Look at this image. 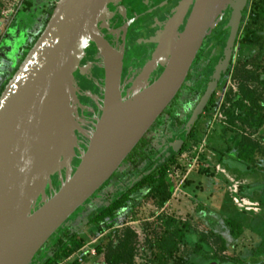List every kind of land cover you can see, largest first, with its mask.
I'll return each mask as SVG.
<instances>
[{
	"label": "water",
	"instance_id": "water-1",
	"mask_svg": "<svg viewBox=\"0 0 264 264\" xmlns=\"http://www.w3.org/2000/svg\"><path fill=\"white\" fill-rule=\"evenodd\" d=\"M244 1L181 0L157 37V42L161 37L164 41L153 59L168 57L163 70L129 96L121 95V61L113 66L110 85L115 97L103 103L73 172L77 125L70 100L71 77L81 66L88 42L112 51L97 30L116 0L55 2L43 30L0 94V264H29L53 233L110 178L180 89L204 36L229 4L231 46ZM190 4L182 31L169 45L170 37H164L175 34ZM36 113L43 123L37 121ZM30 147L34 157L23 165L20 159ZM63 169L66 174L59 189L45 196L37 209L33 202L31 213L21 216L32 178L38 175L50 181Z\"/></svg>",
	"mask_w": 264,
	"mask_h": 264
},
{
	"label": "rangeland",
	"instance_id": "rangeland-1",
	"mask_svg": "<svg viewBox=\"0 0 264 264\" xmlns=\"http://www.w3.org/2000/svg\"><path fill=\"white\" fill-rule=\"evenodd\" d=\"M35 1L36 0H32L33 5H35ZM19 3V0H0V55L2 56V54H4L2 58H6L10 61L7 68L8 72H11L18 63L19 59L17 55L19 48L26 43L30 34L38 30L41 24V21L36 18L38 15L37 11L35 14L30 10L24 11L19 9L16 13L14 12V14L2 13V10H8L10 12L9 9H13V11H15V8H17ZM124 4L125 3H120L117 10L124 17L127 16L126 18L128 19L129 15H133V13H130ZM251 9H254V13H256V17L253 19H249V17L247 18ZM243 10L244 15L241 27H243V29L250 27L251 29H254V31L259 28V30H262L261 32L258 31L259 34H264V0H246ZM231 13L232 6L229 4L220 14L216 24H214L207 33L208 36L205 38L202 51L194 62V65L191 67L194 75L190 83H193L194 93L189 94V101L186 102L183 111L179 114L180 118L186 122L190 120L193 115L197 97H200L198 95L199 92L214 87L215 96L213 105L205 111L197 123V136L195 140L197 143H193L195 147L192 151H189L191 147L188 146L182 154V168H180L181 177H183L184 173V175H187L184 181L180 182V191L174 194L172 193L171 197L169 195L168 199L164 202L161 201L159 194H149L145 199H142L139 202L133 211L109 219V227L103 225L102 228L95 231L94 226L87 225V215L92 209L101 204H105L108 201L104 196L106 191H110L109 193L112 194L111 197H113L119 193L118 191H123L127 187L125 183H121L117 186L114 185L115 179L122 177L124 172L128 169L124 164L121 165L114 176L103 186V190H100L91 196L82 207H79V209L60 226L58 233L68 228L84 239V244L81 247L73 248V251L71 252L72 257L68 262L82 255L81 264H107L104 258L106 245L110 241L115 244L119 232L128 226L135 233V252L132 264H158L160 259L164 261V264H177L170 259H165V256H163L156 247V239L161 231V229H159V220L161 222L164 220L165 223H168L169 219H173L175 222L169 224L168 227L174 226L178 221H185L189 224V232L183 238L181 247L178 251V254L186 261L185 263L180 264L196 263L197 261H200L199 256H194L192 259L186 257V255L192 252L194 239L201 240L205 238V222L203 220L205 219L204 210L205 207H207L206 204L210 205L211 208H219L220 205L231 204V209H237L236 206L233 205L235 197L233 184L234 181H238L239 178H236L234 173H229L226 169L222 171L223 164L220 159V156L225 149V144H227L225 152H227V154H232L234 152L233 148L235 143L237 142V139H233V132L228 131V122H224V116L226 115L225 109L231 107L234 94L237 91V85L243 81L238 77L239 65L236 64L233 66V64H229L230 47L228 46V39L231 35ZM140 21H136V23L133 24L131 27L132 32L138 27ZM108 28L109 22L105 23L104 20L102 22V28H98L97 30V35L100 38H103V40L112 47L113 43L110 38L111 31L109 30L106 34L104 33ZM175 36L176 34L173 36V39ZM133 41V37L129 36L125 44L124 65L133 63L138 58L139 52L137 47L133 44ZM92 42L93 41L87 43L81 66L71 77L73 88L70 89L72 91L70 93V100L74 114L76 112V105L80 103V98L77 92L79 91L80 78L83 74H85L87 80H90L91 78L89 75V67L91 63H88L91 58H94L98 64V69L95 72V78H97V81L95 80L94 83L96 82L97 89H99L97 101L103 105V102L101 101V91L103 89L101 84L102 72H100L102 59L99 54H97L96 49L92 48L93 43H95ZM254 46L255 44L242 45L240 52H234L235 59H241L239 58L240 56L243 58L246 56L248 58L253 56L256 51ZM218 50L221 51L220 54L216 56L215 51ZM1 61L2 59H0V64L3 63ZM161 64L162 61L158 63V65ZM156 66L157 63L155 60H149L147 63L143 62L138 69L135 81L131 83L125 96H129L147 86L153 79L156 72L153 71V69ZM222 70L225 73L223 81L216 85L215 83ZM0 79H2V77H0ZM89 82L83 81L84 90L87 95L91 94L90 88L91 85H93V83ZM245 84H250V81H245ZM223 95L224 107L223 104L220 105ZM123 96L124 95H122V97ZM189 115L191 116L189 117ZM35 116L38 117L37 121H39V123H43L37 113ZM167 125L171 132L174 131L175 127L173 120L171 121V119H169ZM171 132L168 134V139L170 135H172ZM183 134L184 131H175L174 135L170 137L167 151L164 150L163 153L157 156V159H161L163 155L168 156V152L176 150L183 139ZM156 151L157 146L155 144L154 148H152V157L157 155ZM33 157L32 148H27L24 150L20 162L23 165H27ZM143 166L144 165L137 170L138 174ZM50 181L49 179L38 175L32 178L24 199V207L19 212L21 216H27L31 213V205L33 202H38L34 209H37L45 202L44 198L46 196V191L51 185ZM60 186L61 184L59 187ZM82 247L84 248L81 250ZM92 248L94 250L93 253L91 251ZM50 253V245L47 247L46 245L41 247L29 264H38L39 259L44 258ZM65 260L66 256L60 257L58 261L63 262Z\"/></svg>",
	"mask_w": 264,
	"mask_h": 264
},
{
	"label": "flooded vegetation",
	"instance_id": "flooded-vegetation-1",
	"mask_svg": "<svg viewBox=\"0 0 264 264\" xmlns=\"http://www.w3.org/2000/svg\"><path fill=\"white\" fill-rule=\"evenodd\" d=\"M180 1L181 0H116V5L111 4L109 6L108 14L107 16L105 15L99 22L98 28H102V22L104 20L105 23L109 22V28L107 31L105 30L104 33L106 34L109 30L112 32L110 33V38L113 43L112 47L117 44L120 38L122 40L120 74V80L122 82H120L121 95H125L131 83L135 81L140 65L143 62L147 63L149 60L154 61L153 57L155 56V51L158 50L159 45H161L160 42L164 41L161 37L160 42H157V37L165 31L167 23L171 20L175 13H177L176 6ZM35 2V5L31 8L33 10L30 9V11L35 14L37 11L38 15L36 18L41 21L43 10L48 6H51L52 0H36ZM245 2L246 0L244 3ZM120 3H125L124 6L126 9L130 13H133V15H129L128 19L126 18L127 16L124 17L118 12L117 9ZM192 4L189 5L182 23L176 28L175 38L173 39V36L175 35L173 33L170 35L172 37L169 35L164 37L165 39L170 37L168 39V41L170 40L169 45L176 41L179 33L182 31L192 8ZM243 12L244 10L242 8L241 18L235 31V40L241 38L245 31V29L241 27L244 15ZM248 17L249 14L247 15V18ZM136 21H140V24L135 31L132 32L131 27L136 23ZM124 29L125 32L123 37H121L120 32ZM256 30L259 32L262 31L259 29ZM129 36L133 37V44L137 47L139 54L138 58L133 63L124 65L125 44ZM207 36L208 35L204 36L191 66L189 67L186 77L180 89L175 94L177 97L175 99V96L172 98L174 99L170 107L172 108V113L168 114V112H170V108L168 109L167 105L163 112L153 122L151 125L152 129L148 133V143H150L148 148L151 150V155L149 156L150 160L147 162L154 160L157 162L163 161L173 153H176L183 142H185L184 149L178 155L177 162L173 165L174 168L178 170V180L182 182L187 175H184V173L183 177H181L180 168H182V154L188 146L191 147L189 151H192L195 147L193 143H197L195 141L197 136V123L208 109L207 108L205 110L204 108L200 114H197V116L195 114L196 106L205 90L199 92L198 95L200 97L196 96L197 100L193 110V114L195 116L192 123V126H194V133L188 139H186V135L190 130L188 129V122L183 121L179 114L183 111L186 102L189 101V94L194 93L193 83H190L194 75L191 67L194 65L197 57H199ZM251 44H255V54L249 58L247 56L244 58L240 56L239 58L241 59L239 60L235 59L234 52H240L242 45L250 44H238L236 41L234 48L230 47L229 64H233V66L236 64L239 65L238 77H240L243 81L237 85V91L234 94V96L238 97L240 102L239 107L235 110L237 120L234 130H231V125L228 123V131L233 132V139H237L233 148L234 152L232 154H227V152H225L227 144H225L223 154L220 156L223 164L222 171L226 169L229 173H234L236 178H239L238 181H234L233 184V192L235 194L233 205L236 206L237 209H231V204H223L220 205L219 208H211L210 205L206 204L207 207H205L204 210L205 219L203 220L205 222V245L203 246V249L195 251L194 253L192 251L190 254L186 255V257L192 259L194 256L200 257L199 262L197 261L196 263L193 262L191 264H264V34L260 33L257 41ZM92 48L96 49L97 54H99L97 51V44L95 45V43H93ZM220 51L221 50L215 51L216 56L220 54ZM167 58L168 57L158 61L155 60L157 66L153 69V71L156 72L149 84L159 76ZM161 61L162 64L158 65ZM88 63H91L89 67V75L91 78L90 80H87V78H85V74H83L79 81V91H77L80 103L76 105V112L74 114L77 126L74 127L75 157L71 166V172L75 170V167L80 161V157L85 152L89 143L88 137L91 136L103 108V105L97 101L99 89H97L96 82L94 83L97 79L95 78V72L98 69V64L94 58H91ZM100 69H102V80H100L101 84H103L102 63ZM219 74L220 76L215 83L216 85L223 81L225 75L223 70ZM247 80L250 81V84L246 85L245 81ZM83 81H90L89 83H93L90 88V95L86 94ZM212 89L214 90L215 96V88L213 87ZM244 90L251 95L250 98L247 93L244 94ZM101 101L103 102V89L101 91ZM222 104L224 107V95L220 105ZM250 108L263 115V121L261 124L256 125L253 123L252 119L248 118V110H250ZM225 110H227V108ZM190 116L191 115H189V117ZM169 119H171V121L173 120L175 127L172 132L167 125ZM224 122H228L227 115L224 116ZM175 131H184L181 143L176 150L168 152V156L163 155L161 159H157V156L163 153L164 150L167 151L170 137L174 135ZM170 132L172 135H170L168 139V134ZM155 144L157 146V155L152 157V148H154ZM147 162L142 163L139 168ZM123 164L128 167V169L124 172L122 177L115 179L114 185L117 186L121 183H125L126 186L129 187L140 176V173L138 174L136 170H133L129 161ZM65 174L66 169H63L61 170L60 176L55 175L52 177L51 185L46 191V196H49L58 189L61 184V179L65 177ZM166 182L168 187H170L171 183L167 176ZM127 187L123 191H125ZM102 188L100 190H103ZM109 192L110 191H106V194H104V196L108 199L105 204H108L115 197H111L112 194ZM171 196L172 193L170 190V197ZM37 204L38 202H35L33 208H35ZM159 222L161 221L159 220Z\"/></svg>",
	"mask_w": 264,
	"mask_h": 264
},
{
	"label": "trees",
	"instance_id": "trees-1",
	"mask_svg": "<svg viewBox=\"0 0 264 264\" xmlns=\"http://www.w3.org/2000/svg\"><path fill=\"white\" fill-rule=\"evenodd\" d=\"M32 6V0H23L20 9L28 11L32 8ZM53 7L54 5H51L43 10V16L38 30L30 34V37L27 38L26 43L19 48V52L17 55L19 60L17 65L12 69L11 72L7 71L10 61H8L6 58H2L4 54H2V56L0 55L2 59L1 62H3L2 64H0V77H2V79H0V94L8 79L12 76V74L17 69L19 63L26 55L27 50L33 45L37 37L40 35L41 31L43 30L46 22L48 21L51 15ZM255 17L256 13H254V9H251L249 13V19H253ZM258 36V31H254V29L246 27L241 38H239L238 40H235L234 34L233 38L231 39L230 47L234 48L236 41L238 42V44L254 43L255 41H257ZM246 93L247 92H245L244 94ZM176 97L177 95L174 97V99ZM248 97L250 98L251 95L248 94ZM174 99H172V101L168 104V109L171 107ZM213 102L214 90L212 88L206 89L203 92L196 106V116L197 114H200V112H202L204 108L206 110L207 108L212 106ZM239 103L240 102L238 97L234 96L231 103V107L225 110L228 123L231 125L232 128L231 130H234L235 128L234 126L237 120V117L235 116V110L239 107ZM169 111L170 112H168V114H171L172 108H170ZM248 118L252 119L253 123L256 125L261 124L263 121V115L258 111L252 110L251 108L250 110H248ZM151 129L152 128L150 126L149 129L146 130V132L142 135L136 145L128 153L126 159L123 160V162L121 163L122 165L123 163L129 161L133 170L137 171L142 163L150 160L149 156L151 155V150H149L148 148L150 144L148 143V133L151 131ZM188 129L190 130L186 135V139L193 135L194 126H192V124H188ZM184 143L185 142H183V144L176 151V153H173L171 156L164 159L163 161L157 162L156 160H154L144 164L143 168L139 171L140 176L131 184V186L127 187L125 191L119 192L108 204H101L98 207L92 209V211L86 217L87 225L94 226L95 231H97L99 228H102L103 225L109 227V219L114 218L117 215H125L126 213L133 211V209L139 204V202L142 199H145L149 194H159L161 201H166L170 195V187H168V184L166 182V172L177 162L178 155L184 149ZM121 164L119 165V167L121 166ZM119 167L113 172L110 178L97 191H99L111 179V177L117 172ZM174 222L175 220L173 219H169L168 223H165L164 220L160 222L159 229H161L162 232L160 231V234L157 236L156 247L159 249L162 255L165 256V259H170L172 262L177 264L185 263L186 260L178 254V251L181 247L183 238L189 232V224L185 221H178L177 223L180 224L175 223L174 226L168 227L169 224ZM58 231L59 228L55 233H53L49 240L44 243L43 246L46 245L47 247L50 245L51 253L47 254L44 258L39 259L38 264H53L54 262H57L60 257H65L70 254L73 251L74 247H80L84 244V239L78 236L76 232L71 231L68 228L62 230L60 233H58ZM134 236L135 233L130 227L127 226L126 228L122 229L117 237V242L114 244L112 241H110L105 247L104 258L106 263L132 264L133 255L135 252ZM204 245V239H194L192 249L193 253L195 251L203 249ZM65 264L81 263L77 259H73L72 261L67 262ZM158 264H164V261L160 259L158 261Z\"/></svg>",
	"mask_w": 264,
	"mask_h": 264
},
{
	"label": "bare ground",
	"instance_id": "bare-ground-1",
	"mask_svg": "<svg viewBox=\"0 0 264 264\" xmlns=\"http://www.w3.org/2000/svg\"><path fill=\"white\" fill-rule=\"evenodd\" d=\"M124 32H125V29L120 32L121 37H123ZM121 41L122 40L120 38V40L117 42V44L114 45L112 51H110V52H106L102 46L97 45V51H98L99 55L101 56L102 67H103V81H102V83H103L102 84V86H103V103L108 101V99H114V97H115L114 93L111 89V85H110L111 79L110 78H111L113 68L115 66H117L119 64V62L121 61V52H122L121 51L122 50L121 49L122 48ZM100 70H102V69H100ZM120 82H121V80H120Z\"/></svg>",
	"mask_w": 264,
	"mask_h": 264
},
{
	"label": "built area",
	"instance_id": "built-area-1",
	"mask_svg": "<svg viewBox=\"0 0 264 264\" xmlns=\"http://www.w3.org/2000/svg\"><path fill=\"white\" fill-rule=\"evenodd\" d=\"M57 0H52V4L51 5H54L55 4V2H56ZM19 5L17 6V8H15V11H13V9H9L10 10V12L8 11V10H2V13H4V14H6V13H13L14 14V12L16 13V11L17 10H19L20 9V7H21V5H22V2H23V0H19ZM220 104H221V102H220ZM220 106V105H219ZM221 116V115H220ZM206 138V137H205ZM184 153V152H183ZM195 156V155H194ZM193 156V157H194ZM194 160H195V158H194ZM178 170L177 169H175L174 168V166L173 167H171L167 172H166V176L168 177V179H169V181H170V183H171V185H170V190H171V193H176V192H178V191H180V189H179V185H180V182H182V181H180V180H178ZM81 247V246H80ZM84 247H82L81 248V250L83 249ZM92 253L94 252V250H93V248H92ZM82 256V255H81ZM81 256H79V257H77V258H75V259H77L80 263L82 262V258H81ZM72 257V253H70V254H68L67 256H66V260L65 261H57V262H54L53 264H65V263H67L68 262V260H70V258Z\"/></svg>",
	"mask_w": 264,
	"mask_h": 264
},
{
	"label": "crops",
	"instance_id": "crops-1",
	"mask_svg": "<svg viewBox=\"0 0 264 264\" xmlns=\"http://www.w3.org/2000/svg\"><path fill=\"white\" fill-rule=\"evenodd\" d=\"M8 29V28H7ZM0 59H1V57H0Z\"/></svg>",
	"mask_w": 264,
	"mask_h": 264
}]
</instances>
